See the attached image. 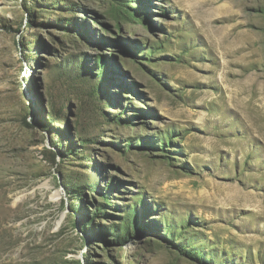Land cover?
Masks as SVG:
<instances>
[{"label": "rangeland", "instance_id": "obj_1", "mask_svg": "<svg viewBox=\"0 0 264 264\" xmlns=\"http://www.w3.org/2000/svg\"><path fill=\"white\" fill-rule=\"evenodd\" d=\"M0 264H264V0H0Z\"/></svg>", "mask_w": 264, "mask_h": 264}]
</instances>
